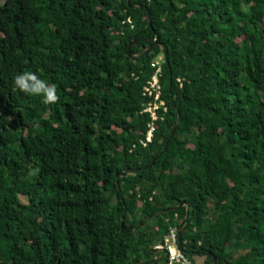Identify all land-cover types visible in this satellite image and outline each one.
<instances>
[{"label":"trees","instance_id":"trees-1","mask_svg":"<svg viewBox=\"0 0 264 264\" xmlns=\"http://www.w3.org/2000/svg\"><path fill=\"white\" fill-rule=\"evenodd\" d=\"M188 207L192 260L264 264V0H0V264H168Z\"/></svg>","mask_w":264,"mask_h":264},{"label":"built area","instance_id":"built-area-1","mask_svg":"<svg viewBox=\"0 0 264 264\" xmlns=\"http://www.w3.org/2000/svg\"><path fill=\"white\" fill-rule=\"evenodd\" d=\"M129 21L131 22V20ZM166 62L167 59L164 53L158 55L152 61L151 65L154 68V72L143 88V96L147 98L145 112H150L153 117V122L147 135L149 141L152 140L153 132L156 128L155 123L161 117V108L164 106L165 110H168L167 102L164 98V85L162 83ZM180 244L179 231L172 228L164 237V240L155 245V248L165 253L168 257V264H199L187 255Z\"/></svg>","mask_w":264,"mask_h":264},{"label":"clouds","instance_id":"clouds-1","mask_svg":"<svg viewBox=\"0 0 264 264\" xmlns=\"http://www.w3.org/2000/svg\"><path fill=\"white\" fill-rule=\"evenodd\" d=\"M14 90L28 95L40 96L43 103L48 104L58 99L56 86L47 82L35 71H21L13 75Z\"/></svg>","mask_w":264,"mask_h":264},{"label":"water","instance_id":"water-1","mask_svg":"<svg viewBox=\"0 0 264 264\" xmlns=\"http://www.w3.org/2000/svg\"><path fill=\"white\" fill-rule=\"evenodd\" d=\"M160 45H163L164 48H165V55H166V59H167V64L169 65V54H168V47L165 43H162L160 41H157L153 44H151L150 46H148L146 49H144L140 54H148L150 53L151 51H153L157 46H160ZM133 46H134V43H131L130 44V47H129V51H130V55L132 56L134 53H133ZM177 129V126L174 128V130L172 131V134H171V137L173 136V134L175 133ZM168 144V142L166 143V145ZM165 145V147H166ZM158 157V156H157ZM188 206V203L187 202H182L180 203L179 205H175V206H172V207H168V208H165L163 210H161L159 213L163 214V213H167V212H170L172 210H177L183 206ZM190 216V210H189V207H188V212H187V215L186 217L184 218V220L182 221V224L180 226V229H179V236H180V241H182V235H183V230H184V227L185 225L187 224V221H188V218ZM216 258H214V264L216 263Z\"/></svg>","mask_w":264,"mask_h":264},{"label":"rangeland","instance_id":"rangeland-1","mask_svg":"<svg viewBox=\"0 0 264 264\" xmlns=\"http://www.w3.org/2000/svg\"><path fill=\"white\" fill-rule=\"evenodd\" d=\"M20 199H21V201H22L23 203L28 204L27 199H25L24 197H21ZM194 260H195L196 262H198L199 264H203V263L205 262V258H204V257H200V256H195V257H194Z\"/></svg>","mask_w":264,"mask_h":264}]
</instances>
